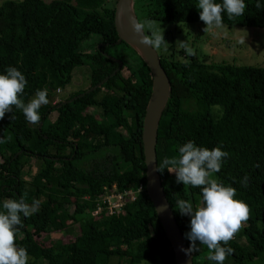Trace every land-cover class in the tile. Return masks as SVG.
Instances as JSON below:
<instances>
[{"label":"trees","instance_id":"obj_1","mask_svg":"<svg viewBox=\"0 0 264 264\" xmlns=\"http://www.w3.org/2000/svg\"><path fill=\"white\" fill-rule=\"evenodd\" d=\"M117 2L80 0L83 7L101 3L100 10L91 13H81L61 1L11 0L0 6V74L15 67L25 75L27 85L21 96L25 103L37 90L48 89L49 103L39 109L38 124L27 122L15 107L0 120V138L13 154L9 157L0 148V208L5 199L19 200L27 192V203L40 201L39 211L29 217L21 214L22 226L16 238L17 246L28 252V264H115L113 260L122 257L128 258L129 264H176L147 192L142 136L153 76L134 47L116 45ZM198 2L134 0V12L139 22L205 24ZM245 3L243 15L229 18L223 13L222 25L264 29V0ZM92 35L98 36L101 49L95 54L84 53L83 42ZM160 58L171 80V91L158 127V166L165 157L177 156L179 146L188 141L209 149L222 145L230 155L213 176L234 187L235 198L250 206L248 221L228 245H222L234 250L224 264H264V68L202 64L194 59L184 62L171 55ZM127 64L132 66L130 77L124 75ZM79 67L90 68V87L54 103V93L72 83ZM101 83L100 88L89 91ZM189 101L193 106L185 108ZM92 109H101L103 114ZM54 113L57 117L50 122ZM108 116L114 123L95 133L93 125ZM186 119L192 122L191 131L185 126ZM87 144L92 148L87 150ZM105 151L122 155L124 174L112 163L115 175L98 178L90 166L81 165ZM113 161H117L114 156ZM31 162L36 163L37 174L44 180L40 185L25 180ZM159 173L190 247L185 234L191 230V217L181 215L176 205L184 199L195 208L202 202V190L177 183L175 173L167 169ZM245 176L249 178L247 187L241 183ZM49 184H54L59 194ZM114 186L121 192L142 190L133 202L127 198L121 214L102 212L93 217L94 200ZM86 189L91 200L86 199ZM77 224L80 234L68 243L49 245L43 237ZM197 245L200 250L192 252L195 264H216L208 259L207 246L199 241Z\"/></svg>","mask_w":264,"mask_h":264},{"label":"clouds","instance_id":"obj_2","mask_svg":"<svg viewBox=\"0 0 264 264\" xmlns=\"http://www.w3.org/2000/svg\"><path fill=\"white\" fill-rule=\"evenodd\" d=\"M197 7L201 10L200 19L207 25L204 29L207 32L210 28L222 26L223 13L226 12L229 18L240 16L247 5L245 0H222V3H217L216 0H199ZM256 7L260 8V4ZM133 28L136 33L143 34L141 44L150 45L154 49L162 46L167 48L169 45L164 38V29L157 26L155 21L143 23L134 21ZM240 42L245 43V40L242 39ZM176 46L187 56L196 55V50L188 40L177 41ZM26 85L25 75L15 67H8L4 74H0V120L4 119L6 113H13L15 107L23 112L27 122L31 124L40 122L39 109L49 103L48 89L45 87L37 90L35 96L25 103L21 96ZM11 119H15V116L13 115ZM0 142H3V138H0ZM222 147L220 145L209 149L188 141L179 146L177 156L165 157L158 166L161 172L167 169L175 173L177 183L201 188L202 202L195 208L191 201L184 199L177 201L176 209L178 208L180 214L191 217V230L185 234L191 241V246L181 250L186 255L198 252L199 241V245L207 246L208 259L216 264H224L226 257L233 253L231 247L222 245H228L250 217V206L235 198L237 190L213 176L221 170L224 160L230 155L222 150ZM248 179L245 176L241 181L244 187L248 186ZM39 206V200L34 199L31 204L27 203L26 194L19 200L3 201L0 208V264H28V252L25 248L17 246L16 238L22 226L21 214L29 217L39 211Z\"/></svg>","mask_w":264,"mask_h":264},{"label":"rangeland","instance_id":"obj_3","mask_svg":"<svg viewBox=\"0 0 264 264\" xmlns=\"http://www.w3.org/2000/svg\"><path fill=\"white\" fill-rule=\"evenodd\" d=\"M11 0H0V6L5 2ZM16 1V0H13ZM47 3L53 1H61L68 3L78 9L81 13H91L100 10L101 3L95 6L83 7L80 5V0H43ZM145 20L142 19L140 23ZM154 21V20H151ZM157 26L164 29V38L169 43L167 48L162 46L156 49L159 56L163 57L175 56L180 61L188 62L192 59L202 64H233L238 66H253L264 68V29L260 28H248V27H234L230 28L227 25H222L220 28L209 29L207 32L204 29L206 24L202 23H170L155 21ZM147 25L145 24V32L147 33ZM150 34V33H149ZM244 39L245 43L240 41ZM189 41L191 46L196 50L195 56H187L182 49L176 46L177 41ZM99 38L96 35L90 36L83 42L82 51L87 54H95L96 50L101 46ZM120 49V46H119ZM131 64H127L124 69V75L130 77L132 74L130 69ZM91 71L89 67H79L73 73L72 83L65 90H57L53 97L54 103L60 102L63 98L69 97L79 91L86 90L90 87ZM134 78V79H133ZM136 77L132 76L133 81ZM193 102L189 101L185 104V108L192 107ZM179 111V105L176 106ZM93 113L99 115L103 114L101 109H92ZM57 117V114H53L50 118V122H53ZM114 123V119L111 116L104 118L99 124L93 125V131L99 132L102 129L109 128ZM185 126L188 131L192 130V122L189 119L185 120ZM126 132L125 129L119 128ZM5 142H0V148L6 153L7 156L12 157V153L6 148ZM92 146L86 145V149H91ZM113 156L117 158V161H113ZM112 163L117 164V172L124 174V158L117 151H105L102 154L90 157L85 162H82L83 166H90L95 177L98 178H112L115 175V170L112 167ZM31 162V169L27 170L25 180L31 184L40 185L44 182L43 178H40L37 174L38 170ZM49 187L55 194H59L57 187L54 184H49ZM194 188V187H193ZM198 187H195L196 189ZM86 195L89 196L90 190L86 189ZM27 195L29 192L26 193ZM93 215V214H92ZM80 234L79 224L63 232H53L51 234L44 235L45 241L49 245L55 242L68 243ZM114 247L119 246L116 243ZM120 248V247H119ZM121 262V264H129V259L126 257L114 259L113 263ZM45 264V263H39Z\"/></svg>","mask_w":264,"mask_h":264},{"label":"water","instance_id":"obj_4","mask_svg":"<svg viewBox=\"0 0 264 264\" xmlns=\"http://www.w3.org/2000/svg\"><path fill=\"white\" fill-rule=\"evenodd\" d=\"M134 21L139 22L134 12V0H118L115 10V26L119 40L116 42V45L126 43L134 47L148 64L153 76L152 93L146 108L142 136L147 192L166 231L175 254L176 264H195L193 253L186 255L181 250L182 248L188 249L189 245L168 201L158 170V127L170 98L171 80L162 66L157 50L150 45L140 43L143 34H138L134 31ZM98 49L100 50L101 46ZM101 86L102 83L91 88L89 91H93ZM83 95L81 94V96Z\"/></svg>","mask_w":264,"mask_h":264},{"label":"built area","instance_id":"obj_5","mask_svg":"<svg viewBox=\"0 0 264 264\" xmlns=\"http://www.w3.org/2000/svg\"><path fill=\"white\" fill-rule=\"evenodd\" d=\"M141 190L142 188H139L138 191L128 190L121 192L117 190L116 186L111 191L105 189V192L94 200L95 208L92 216L99 217L102 212L111 216L121 214L126 206L127 198L129 197L130 202H133L136 199L137 193ZM86 199L91 200V194Z\"/></svg>","mask_w":264,"mask_h":264},{"label":"bare ground","instance_id":"obj_6","mask_svg":"<svg viewBox=\"0 0 264 264\" xmlns=\"http://www.w3.org/2000/svg\"><path fill=\"white\" fill-rule=\"evenodd\" d=\"M127 23H126V21H125V25H126Z\"/></svg>","mask_w":264,"mask_h":264}]
</instances>
